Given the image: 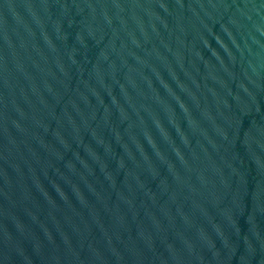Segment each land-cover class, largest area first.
I'll return each instance as SVG.
<instances>
[{
	"label": "water",
	"instance_id": "water-1",
	"mask_svg": "<svg viewBox=\"0 0 264 264\" xmlns=\"http://www.w3.org/2000/svg\"><path fill=\"white\" fill-rule=\"evenodd\" d=\"M0 264H264V0H0Z\"/></svg>",
	"mask_w": 264,
	"mask_h": 264
}]
</instances>
